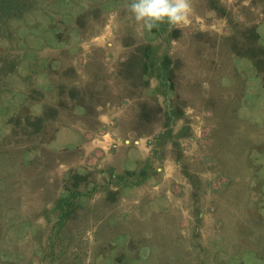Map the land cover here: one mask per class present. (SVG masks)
Returning <instances> with one entry per match:
<instances>
[{"label": "rangeland", "instance_id": "rangeland-1", "mask_svg": "<svg viewBox=\"0 0 264 264\" xmlns=\"http://www.w3.org/2000/svg\"><path fill=\"white\" fill-rule=\"evenodd\" d=\"M39 2L0 36V264H264V0Z\"/></svg>", "mask_w": 264, "mask_h": 264}, {"label": "clouds", "instance_id": "clouds-1", "mask_svg": "<svg viewBox=\"0 0 264 264\" xmlns=\"http://www.w3.org/2000/svg\"><path fill=\"white\" fill-rule=\"evenodd\" d=\"M127 8L148 31L163 22L172 27L184 25L191 12L190 0H129Z\"/></svg>", "mask_w": 264, "mask_h": 264}, {"label": "trees", "instance_id": "trees-1", "mask_svg": "<svg viewBox=\"0 0 264 264\" xmlns=\"http://www.w3.org/2000/svg\"><path fill=\"white\" fill-rule=\"evenodd\" d=\"M39 1L40 0H0V36H8L11 38L12 30L9 24L10 21L18 19L27 12L34 10L39 6ZM235 52L238 56L253 62L257 67L264 66V48L255 43H246L245 41H242L241 46L238 47ZM143 66H146L145 63L142 65V68ZM3 71L4 62L0 60V75ZM2 250L3 249L0 248V255Z\"/></svg>", "mask_w": 264, "mask_h": 264}]
</instances>
